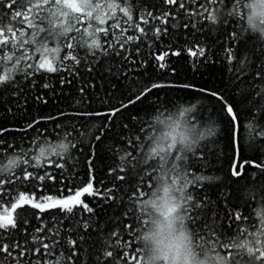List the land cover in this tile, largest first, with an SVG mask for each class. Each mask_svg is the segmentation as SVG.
<instances>
[{
    "label": "snow or ice",
    "instance_id": "6c2138e0",
    "mask_svg": "<svg viewBox=\"0 0 264 264\" xmlns=\"http://www.w3.org/2000/svg\"><path fill=\"white\" fill-rule=\"evenodd\" d=\"M194 2L195 12L188 0H162V5L168 7L154 13L143 5L138 8L131 0H0V9L9 10L0 15V85L14 86L19 83L18 73H23L27 80L37 71H64L68 75L61 78L60 83L71 84L81 71H95L101 56L109 60L119 57L120 64L139 63L141 66L155 61L156 69L162 73L170 71V57H179L182 52L197 61L203 58L213 62L211 43L200 42L196 36V33H205V28L208 29L206 35L219 34L216 42L223 45L221 54L232 66L236 79L248 76L264 81V63L260 62L264 60V44L257 54L247 48L243 39L244 32H254L256 21L264 25V0ZM5 15L18 20L20 27L5 24ZM185 15L188 20L181 23L180 18ZM192 16L197 17L196 22L191 21ZM151 20H158L165 27L146 29L141 26ZM237 23L239 29L234 26ZM181 27L188 29L186 35L176 31ZM129 28L139 35H128ZM149 32L157 39L167 36L169 43L165 45L161 39L159 50L149 43L145 58L141 55L140 41L141 37H148ZM255 33L264 37L261 34L264 28ZM177 35H185V40L182 45L173 47ZM132 43L137 44L135 49L130 48ZM250 68L255 71L249 75ZM105 71L113 73V67ZM115 74H120L119 67ZM123 74L127 76V70ZM40 86L53 88L47 81ZM31 87H37L35 80ZM89 89L95 91L96 84L82 81L76 100L79 107L75 111H62L59 117H35L17 129L25 134L35 132L32 137H21L28 141L26 144H7L4 134L9 129L0 128V151L12 149L8 156L0 158V205H6L4 214L0 215V264H148L141 237L146 239L148 228L156 222L154 213L163 216L170 228L185 237L191 264H264V200L259 201L258 210L245 214L238 205L230 204L227 193L214 200L206 190L198 191L213 180L193 171L198 163L202 166L200 162L207 159L206 146L201 141L207 136H217L213 129L189 139L188 131L179 122L170 124L169 130L163 133L154 130L152 125L148 131L143 124L139 128L131 122L122 124L116 134L119 138L114 137L120 148L110 149L114 155H119L120 162L114 161L109 167L111 186L103 191L95 183L94 146L90 145L91 155L86 160L87 178H80L76 165L69 167L68 164V160L73 159L68 155L70 146L76 148L75 140L69 138L73 133L80 135L77 120L104 117V126L114 128L115 121L130 107L143 104L151 97L159 99L161 90L182 89L222 102L229 118L227 134L234 150L231 176L243 175L246 165L264 171V161L240 159L246 135L264 146V105L261 103L264 92L242 97L243 103L251 100L255 109L248 110L249 122L242 124L239 112L219 91L197 89L189 83L175 84L166 76L145 83L134 96L121 95L116 104L101 98V104H107L105 110L91 106L94 102ZM18 91L24 99L23 88ZM107 95L111 97L113 93L109 91ZM253 95L259 98L252 100ZM35 99L47 103L43 96L37 95ZM162 103L165 108L157 106L160 114L168 111L171 100ZM185 113H193V124L201 125L202 117L196 106L181 108L179 115L183 117ZM156 118L159 120L158 115ZM52 121H57L54 127L60 130L58 142L45 136L46 124ZM94 139L100 141L101 135ZM53 166L60 169L58 174L44 170ZM161 179L165 183L158 187L157 181ZM66 181L75 186L69 187ZM25 184L27 188L41 191L47 186L52 191L39 197L27 190L13 191V186L20 188ZM64 189L70 194L64 195ZM86 196L113 204L119 208V214L109 217L105 224H97L96 209L84 199ZM56 209L63 215L57 214ZM46 212L51 215L44 218L42 214ZM33 220L36 223H32ZM66 220L68 224L64 223Z\"/></svg>",
    "mask_w": 264,
    "mask_h": 264
},
{
    "label": "trees",
    "instance_id": "16d2710c",
    "mask_svg": "<svg viewBox=\"0 0 264 264\" xmlns=\"http://www.w3.org/2000/svg\"><path fill=\"white\" fill-rule=\"evenodd\" d=\"M139 8L143 5L150 11L157 13L162 7H168L162 5V0H131ZM189 6L192 11L197 10V5L194 0H188ZM155 5V7H152ZM19 7V5H17ZM175 10V6H172ZM9 10L6 8L0 9V15H4ZM183 11V10H181ZM188 20V17L182 16L180 22L184 23ZM197 17L192 16L191 21L196 22ZM5 24L9 26L20 27L18 20L12 19L10 16H4ZM111 23V21H109ZM132 22H129V24ZM124 27H128V24H123ZM146 29H150L154 26L165 27L161 25L158 20H151L146 25H141ZM239 29L240 24L234 25ZM178 33H187L188 29L180 28L176 30ZM208 29L205 28V33H196L199 37V41L203 43H211L212 51L210 53L213 62H207L203 58L199 61L195 57H190L186 52H182L181 56L170 57V71L162 73L155 67V61L149 62L146 66H141L139 63L120 64V58L115 57L109 60L107 57H99L98 62L95 65V71L87 73L81 71V75L73 80L71 84H61V78L68 75L64 71L47 73L44 71H37L34 75L30 76L27 80L23 78V73H18L16 79L19 81L14 86L0 85V128H7L9 131L4 134L7 144L20 145L26 144L28 141L22 140V136L32 137L35 132L29 131L28 133H21L17 129L23 128L28 120H31L39 116L54 115L59 117L60 112H73L79 105L76 100L79 99L78 88L84 80H89L91 83L96 84L95 91L89 89L92 93L90 99L94 102L91 106L98 110H105L107 104H101V98L108 99L112 104L119 102L121 95L134 96L137 91L143 85L149 81L158 80L161 76H166L168 81L175 84L189 83L194 85L197 89H208L209 91H219L224 98L231 103L234 108L240 114V120L242 124L249 122L247 115L249 109L253 108L251 100L248 103L242 102V97L247 96L249 93L264 92V81L259 79H249L248 76H244L240 79H236V73L221 54L222 44L216 42L218 33L206 35ZM128 35H139L129 28ZM185 35H177V39L173 42L172 46L177 47L182 45L185 40ZM161 39L164 44L169 43L167 36L160 39L152 36L149 32L148 37H141V55L147 58L149 51L148 44L153 43V46L159 50L161 45ZM189 41H193L192 37H187ZM243 39L246 41V46L250 51H255L257 54L262 44H264V37H261L259 33L251 32V30L243 33ZM195 42V41H193ZM136 43H132L130 48L135 49ZM81 56H84V50L81 49ZM133 59H136L133 56ZM255 60L256 57L254 56ZM264 63V60L260 61ZM113 67V73L105 71L106 68ZM117 67L120 69V74L116 75ZM7 71V69H5ZM127 70L128 75L123 73ZM255 71V68L249 69V75ZM69 78H71L69 76ZM35 80L37 87L32 88L31 82ZM49 82L53 85L51 89H44L40 85L44 82ZM23 88L24 99L20 98L18 89ZM111 91L113 95L109 97L107 94ZM167 93V95H165ZM37 95L45 97L47 103H41L35 99ZM259 97L257 95L252 96V100H256ZM170 99L171 103L167 105L168 111L160 114L157 111V106L163 109L165 104L163 101ZM264 105V101L261 102ZM196 106L201 115V125L199 122L193 124V113H185L183 117L179 115L181 108L188 106ZM157 115L159 120H157ZM259 115V113H257ZM135 116L136 119L131 118ZM60 120H65L64 117H60ZM228 120L226 113L223 111L222 102L215 97L206 96L199 92L182 89H165L160 91L159 99L151 97L143 104L137 103L135 106L130 107L124 111L123 116L119 120H116V126L113 128L111 125L105 127L106 118L101 117L95 120H77L75 122L77 132L73 133V136L69 139H74L76 142V148L70 146L69 154L73 159L68 160L69 167L76 165V171L80 178H87L88 166L86 160L91 155V146L95 149V183L101 187V190L111 186V177L108 174V169L112 164L119 161V155H114V152L110 149H119L120 146L115 143L116 136L121 131V125L124 123H134L139 128L141 124L143 127L150 131V125L154 130L163 132L165 125H170L179 122L182 128H185L190 134L191 138H197L200 134L206 133L208 129H213L218 133L217 136H207L201 141L206 146L205 155L207 159L202 163V166L198 163V167L193 169L196 174H203L208 177H212L211 183L205 185V189H198V191H207V194L214 200L218 199L221 194L227 193L230 204L238 205L241 211L245 214H251L259 208V201L264 200V171L254 168L251 165H246L244 174L239 177H233L230 174V165L233 162V148L227 134ZM161 121L163 123H161ZM57 121H52L46 124L47 132L45 136L52 142H58L60 137L58 133L59 129H55ZM66 127H67V122ZM254 123V121H253ZM39 127V126H38ZM143 134V133H142ZM101 135V140L96 141L94 137ZM68 142V141H65ZM244 151L240 157L242 160L255 159L257 162L264 161V146L257 141H251L246 135L243 138ZM2 147V146H0ZM79 149V151H77ZM12 149H8L7 152L0 151V158L8 156V152ZM10 158V157H9ZM55 159V158H53ZM67 159V155L65 156ZM39 170V169H37ZM46 171H52L59 173L60 169H56L54 166L44 169ZM162 175V173H158ZM101 182H103L101 184ZM69 187H74V183L65 182ZM165 180L161 179L157 181V186L162 187ZM50 184V182H49ZM29 193L35 192L36 196H42L52 191L50 187H45L44 191L36 188H27V184L20 188L13 186V191H25ZM67 189H64V195H69ZM89 205L96 209L95 221L97 224H105L109 217L119 214V208L114 207L113 204L105 203L103 199L99 197H84ZM7 200V197H5ZM4 208L6 205H0V215L4 214ZM30 211H35L29 209ZM151 211V209H149ZM57 214L59 210H54ZM44 218L51 215L50 212L42 214ZM155 215V213H154ZM255 216L253 215V220ZM32 223H36L35 220ZM68 224L69 221H64ZM107 230V227H106Z\"/></svg>",
    "mask_w": 264,
    "mask_h": 264
},
{
    "label": "clouds",
    "instance_id": "9594fccd",
    "mask_svg": "<svg viewBox=\"0 0 264 264\" xmlns=\"http://www.w3.org/2000/svg\"><path fill=\"white\" fill-rule=\"evenodd\" d=\"M262 28L264 25L256 21L253 31L260 32ZM261 34L264 36V33ZM168 130L169 125H165L163 132ZM186 134L190 139V134L188 132ZM153 219L156 222L148 228L145 234L147 238L141 237L145 245L148 264H162V261L163 264H191L188 259L190 254L185 244V237L174 228H170L163 216L155 214ZM165 257L168 259L164 260Z\"/></svg>",
    "mask_w": 264,
    "mask_h": 264
}]
</instances>
